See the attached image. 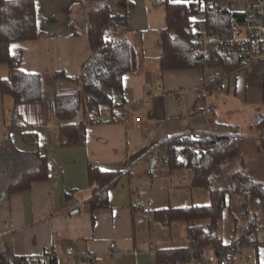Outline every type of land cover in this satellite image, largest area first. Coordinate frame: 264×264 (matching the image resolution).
Wrapping results in <instances>:
<instances>
[{"label":"crops","instance_id":"1","mask_svg":"<svg viewBox=\"0 0 264 264\" xmlns=\"http://www.w3.org/2000/svg\"><path fill=\"white\" fill-rule=\"evenodd\" d=\"M129 1L134 8L127 14V37L146 62L141 72L124 77L127 122L90 124L85 147H61V124L54 117L53 100L81 89L78 83L55 75L63 73L74 78L91 54L84 14L88 9L86 0H35L37 40L11 45L12 54L23 53L20 68L46 81V100L18 106L13 98L0 94V161L18 172L38 171L40 158H45L49 166L46 180L10 194L9 185L2 182V175L7 173L1 170L0 250L6 247L15 260L38 258L54 251L60 257L58 264H157L156 257L150 255L152 244L157 253L192 248L188 225H161L154 213L207 206L212 195L208 189L193 187L192 169L170 173L162 145L182 135H239L240 127L250 129L264 115L257 112L253 121V113L264 109V65L254 72L237 71L236 89L218 97L222 103L229 100L241 106V120L230 119L223 115L228 113L223 106L210 98L220 93L200 88L201 75L196 71H160L159 60L164 53L161 32L168 23L167 0ZM8 75V68H0V80ZM146 99L150 105L141 108L132 102ZM136 118L141 119L139 126ZM23 133L35 135L37 145L26 143ZM6 146L14 149L12 159L2 150ZM94 167L120 175L108 191L109 207L92 211L89 203L95 194L89 171ZM231 202L221 223L227 247L243 236L246 227L242 220L237 225L235 222L242 199L236 197ZM253 248L254 264H264V245ZM69 249L72 256L67 254ZM137 251L138 256L134 254ZM85 255L92 259H82Z\"/></svg>","mask_w":264,"mask_h":264},{"label":"trees","instance_id":"2","mask_svg":"<svg viewBox=\"0 0 264 264\" xmlns=\"http://www.w3.org/2000/svg\"><path fill=\"white\" fill-rule=\"evenodd\" d=\"M86 3V35L89 37L91 54L81 72L74 78H68L63 73L55 75L78 83L81 88L75 93L58 95L53 100L54 117L61 124L59 137L62 148L85 147L88 143L87 127L90 124L115 123L113 118L102 121L101 114L106 109H110L114 115L121 111L127 102L124 77L141 72L146 62V58L137 52L127 37V14L134 8L131 1L86 0ZM165 6L168 23L161 32L164 48L159 60L161 72L193 70L202 74L218 68L230 76L243 68L242 47L239 45H230L222 51L210 50L207 57L204 54L194 55L195 50L205 48L191 33L196 16L194 2L176 4L167 0ZM237 17V13L227 9L222 0H216L214 7L205 12L207 27L219 32L224 38L235 35L233 20ZM38 36L35 0H0V65L4 64L9 69L8 77L0 80V92L3 97L13 98L18 106L42 104L46 100L44 78L39 74L24 72L20 68L23 53L12 54L10 51L12 44L31 42L37 40ZM206 90L215 92L214 86ZM250 129L257 132L264 153V115ZM22 138L29 145L38 143L33 134L23 133ZM247 139L233 134L202 137L182 135L162 145L164 162L168 164L169 172L192 169L193 187L208 189L212 200L207 206L155 211L154 218L161 225L179 222L188 225L187 232L192 246L159 251L155 258L157 264H190L194 247L211 248L215 256L213 264H230L233 259L229 257L227 246L223 244L221 223L225 210L236 197L242 199L243 205L240 212L235 214V222L237 225L241 220L246 221V227L243 236L233 242L237 247L234 252L237 253L240 247L264 245L261 242L264 231V182L250 173L236 171L229 184L221 183L224 173L237 160ZM196 144L200 146L199 152L194 150L193 146ZM176 146L187 154V162L177 159ZM2 150L8 153V159L11 156L13 158L12 147L6 146ZM0 155L2 156L1 151ZM39 161L38 171L21 172L15 170V167H6L0 161V175L3 171L7 173L1 177L4 185H9L7 193L22 192L36 181L46 180L49 166L45 158H40ZM119 175L118 172L103 171L98 167L89 171L95 194L89 203L92 211L109 207L108 191ZM196 219H200L199 224H195ZM224 258L229 260L225 262ZM22 260L16 259L14 264H21Z\"/></svg>","mask_w":264,"mask_h":264},{"label":"built area","instance_id":"3","mask_svg":"<svg viewBox=\"0 0 264 264\" xmlns=\"http://www.w3.org/2000/svg\"><path fill=\"white\" fill-rule=\"evenodd\" d=\"M216 0H195L194 4L196 15L202 13L204 18L202 20H196L193 22L191 27V33L193 38L202 42L204 49L195 50L194 55L200 56L204 54L205 57L208 56L210 50L222 51L228 48L230 45H239L242 47V60L243 68L249 72H254L258 65L264 63V0H222L226 4V8L230 11L236 12L238 17L233 20V27L235 29V35L233 37L224 38L219 32H214L212 29L207 27L205 22V12L210 11L214 7ZM244 4L245 8L240 9V6ZM198 80V85L200 88H210L214 86L217 92H226L231 89H236L235 75L227 76L223 73L221 69L216 68L213 71H206L200 74ZM135 106L141 108L143 106H149V100L143 101H133ZM128 116V110L126 104L123 105L121 111L117 114H112L110 109L104 110L101 114L102 121L113 120L116 123L123 122L126 123V118ZM136 125L141 124V119L136 118ZM194 150L196 152L200 151V146L198 144L194 145ZM177 159L182 162H187V154L184 153L181 147L176 146ZM130 166L128 169H131ZM249 196V193H248ZM264 205V199L262 202ZM264 229V227H263ZM261 242L264 244V231L261 234ZM115 244L111 245L114 248ZM236 245H231L227 247V252L229 257H233L235 254L234 250ZM208 249L204 247H194L192 250V262L190 264H209L205 260V254ZM67 254L69 256L73 255L72 250H68ZM138 256L139 251L134 253ZM150 255L156 257L157 250L155 245H151ZM59 256L54 253V251H49L44 256L38 258H24L21 264H53L56 262L58 264ZM82 259L90 261L91 256H82ZM225 262L229 259L224 258ZM15 258L12 253L8 251L6 247H2L0 250V264H14Z\"/></svg>","mask_w":264,"mask_h":264},{"label":"rangeland","instance_id":"4","mask_svg":"<svg viewBox=\"0 0 264 264\" xmlns=\"http://www.w3.org/2000/svg\"><path fill=\"white\" fill-rule=\"evenodd\" d=\"M245 5L242 4L240 6V9H244ZM204 18V15L200 13V15H196L194 19L196 20H202ZM6 67V65H0V68ZM48 89V88H47ZM70 93H73L70 91ZM218 96L216 94L212 95L210 97L214 101H218L219 104H221L222 109H225L226 112L228 113H223L224 116L229 117L230 119L234 118L237 121L241 120L239 117H242V111L240 109V105L237 102H229L227 100L226 103H222V100L218 99L222 98V94L224 92H219ZM1 94V92H0ZM233 98V97H231ZM8 99H11L8 97ZM7 104V103H6ZM263 112L264 109L260 108L258 111L254 112L253 115L255 118H253V121L256 120V115L258 114L257 112ZM239 116V117H238ZM237 117V118H236ZM239 135L247 139V142L244 144V147L241 150V153L237 160H235L233 163H231L228 167V170L224 173V177L221 181L222 184H229L232 179V175L236 171H242L244 173H250L256 178H258L260 181L264 182V153L261 150V144H259L258 138H257V132L255 130H250L247 126L246 127H240ZM240 211L238 210L237 213ZM244 225L246 222H242ZM208 251L205 254L206 259L210 264H213L215 261V256L214 252L211 248H207ZM255 252V249L253 246H245V247H240L237 253H235L232 257L233 261L230 262V264H254V258H253V253Z\"/></svg>","mask_w":264,"mask_h":264}]
</instances>
